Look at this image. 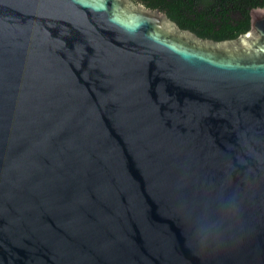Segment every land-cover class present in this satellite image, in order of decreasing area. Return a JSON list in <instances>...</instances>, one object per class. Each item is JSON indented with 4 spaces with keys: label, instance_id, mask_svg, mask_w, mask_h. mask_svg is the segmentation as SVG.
<instances>
[{
    "label": "water",
    "instance_id": "95a60500",
    "mask_svg": "<svg viewBox=\"0 0 264 264\" xmlns=\"http://www.w3.org/2000/svg\"><path fill=\"white\" fill-rule=\"evenodd\" d=\"M216 41L132 0H0V264H264V6Z\"/></svg>",
    "mask_w": 264,
    "mask_h": 264
},
{
    "label": "trees",
    "instance_id": "16d2710c",
    "mask_svg": "<svg viewBox=\"0 0 264 264\" xmlns=\"http://www.w3.org/2000/svg\"><path fill=\"white\" fill-rule=\"evenodd\" d=\"M200 1L203 10H198ZM145 3L150 9L163 11L181 29L216 41L235 39L245 33L249 29L250 10L264 6V0H145ZM202 27L206 29L199 32ZM214 28L219 31L214 32Z\"/></svg>",
    "mask_w": 264,
    "mask_h": 264
},
{
    "label": "flooded vegetation",
    "instance_id": "af4514ba",
    "mask_svg": "<svg viewBox=\"0 0 264 264\" xmlns=\"http://www.w3.org/2000/svg\"><path fill=\"white\" fill-rule=\"evenodd\" d=\"M134 3H136V4H140V5H143L144 7H146V8H148L147 6H146V3H145V0H132ZM202 2L200 1V4L198 5V10H203V8H202V4H201ZM148 9H150V8H148ZM151 10H159V9H151ZM159 11H161V10H159ZM161 12H163V11H161ZM164 13V12H163ZM213 14H215V15H218L219 13L218 12H214ZM207 16H210V13H208L207 12ZM206 27H209V26H206ZM206 27H202V28H198V31L199 32H202V31H204L205 29H206ZM213 31L214 32H218L219 30H218V28H214L213 29ZM201 38V37H200Z\"/></svg>",
    "mask_w": 264,
    "mask_h": 264
}]
</instances>
